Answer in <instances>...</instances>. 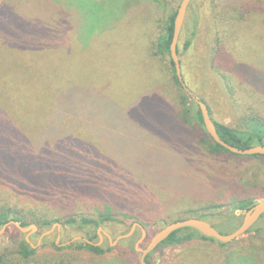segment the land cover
Listing matches in <instances>:
<instances>
[{
    "label": "rangeland",
    "instance_id": "obj_1",
    "mask_svg": "<svg viewBox=\"0 0 264 264\" xmlns=\"http://www.w3.org/2000/svg\"><path fill=\"white\" fill-rule=\"evenodd\" d=\"M3 1L0 0V3ZM32 1L22 2L23 5H29ZM45 1L54 7L58 6L66 14L76 33L77 50L69 56L71 58L66 62L68 68H43L40 69L41 74L49 77L53 85L67 86L65 83L69 85V82H74L77 86H88L96 92L100 91V96H95L91 105L84 107L83 104L80 110L84 112L78 116H0L1 137L13 140L14 123L17 124L16 121L23 117L22 123L31 126L34 131L58 132L62 137L60 141L63 148L77 155L79 173L83 177H91L104 166L118 168L132 161V164H149L156 178L169 170L172 175L175 174L173 178L176 180L188 175L187 178H191L189 181L187 178L182 179L186 184V193H194L192 189L200 188L207 191L208 185H215L219 190L232 178L236 183L248 184L247 188L249 183L260 187L255 201L264 200L261 195V188L264 187V158L225 153L204 154L206 149L198 142L196 133L185 125L190 132L187 135L176 123V117V122H173L175 104L178 114L182 113L176 98L174 103L170 96L179 90L170 81L172 70L169 54L161 52L156 45L167 15L177 9L181 0ZM239 4H243L242 8L250 6L256 9V13L249 14L248 18L260 21V27L253 28L247 36L234 34L236 49L241 47L226 52L232 53L235 62L243 61L261 75L264 74V0H243ZM221 5V0L190 1L184 22L189 21L193 25V31L189 29L192 39L189 46L183 49L186 35L183 33L179 36L178 59L184 84L196 98L206 102L211 117L219 123L235 127L238 121L229 108L227 78H221L210 67L215 52V37L222 34V27L218 23ZM224 73L227 76L228 73L223 71L221 75ZM55 75L61 81L51 79ZM5 102L9 105L6 99L0 98V105L6 107ZM188 107L192 111L196 108L193 105ZM4 124L9 125V129L2 130ZM24 125L22 128H28ZM194 125L199 129L195 122ZM17 126L21 127L19 124ZM98 137L107 138L113 144L102 140L100 146L96 145L93 139ZM101 157L108 160L98 161ZM191 180L197 186H190ZM112 190L117 191V187ZM141 196L148 198L138 200L137 204L141 206L147 203L148 209L150 204L155 205L157 202L164 207L167 199L165 194ZM90 202L94 203L92 200ZM177 202L178 208L170 207L168 214L189 215L188 209L197 207L196 203L188 199ZM25 206L41 210L40 215L56 213L49 205L40 208L31 204ZM126 212L128 210L122 213ZM198 213L199 217H204L218 232L224 234L229 232L231 224L227 222L216 226L219 219L227 214L239 216L242 211H232L228 205L214 212ZM125 221V225L105 222L95 230L94 241L97 246L111 248L105 253L95 254L76 247L77 241H85V230H74L55 223L39 233L33 222L24 228L31 225L34 228L23 232L15 226L16 221L9 220L0 233V252L3 248L13 247L16 240L23 238L36 249L29 264H138L140 254L134 246L140 239L141 228L145 235L139 247L146 245L150 237L165 224L144 227L134 222L130 228L133 224H139L141 228L136 226L131 236L117 240V237L130 230L126 231L129 221ZM252 226L253 229L264 228V214ZM253 229L227 243L231 245L220 246L194 239L176 247H158L152 251L149 261L151 264H264V229L259 236Z\"/></svg>",
    "mask_w": 264,
    "mask_h": 264
},
{
    "label": "trees",
    "instance_id": "obj_2",
    "mask_svg": "<svg viewBox=\"0 0 264 264\" xmlns=\"http://www.w3.org/2000/svg\"><path fill=\"white\" fill-rule=\"evenodd\" d=\"M22 1L4 0L0 3V98L9 102V105L5 102L7 108L0 105L2 113L0 116H78L80 112H84L80 110L83 104L84 107L91 105L92 99L100 96V91L96 92L88 86L87 88L77 86L74 82H69V85L65 83L67 86L53 85L49 77L40 72L43 68L56 69L60 66L68 68L66 62L77 50L76 33L64 11L58 6L49 5L45 0H33L29 5H23ZM221 1L222 9L219 11L218 23L222 27V34L215 37V52L210 67L221 78H227L229 108L238 123L231 127L211 118L218 136L226 143L239 149L264 145V74L260 75L253 66L243 61L235 62L232 53L226 52L236 51L241 47L236 49L234 34L247 36L253 28L260 27V21L248 18L249 14L256 13V9L250 6L242 8L243 4L239 3L243 0ZM175 13L176 10H173L167 15L157 39V48L168 54ZM80 28L84 30L81 26ZM189 29L193 31V25L185 21L180 32V36L183 33L186 35L183 49L189 46L192 39ZM80 48L86 49L87 46ZM176 52L179 56L178 44ZM168 59L172 70L170 81L179 90L170 97L174 103L176 98L179 111L182 113L178 114L175 104L173 122H176L174 121L176 117L179 122L176 123L187 135H190V132L185 125L196 133L198 142L206 149L204 154L235 155L215 143L205 132L198 106L178 81L170 55ZM222 71L228 73L227 76L225 73L221 75ZM51 79L60 80V77L55 75ZM188 104L196 107L195 110L192 111ZM207 108L211 116L208 105ZM22 122L23 117L16 121L21 127L14 123L13 140L0 136V228L9 220L18 222L21 227L34 222L40 233L41 230L58 223L74 230H85V241H77L76 247L102 254L111 248L96 246L94 240L95 230L105 222L125 225L127 219L129 221L127 231L134 222L151 227L187 218L206 220L199 217L198 211L214 212L228 205L232 211H246L256 203L255 196L260 187L253 183H249L250 186L247 188L248 184L236 183L231 178L228 184L219 190L215 185H208V192L200 188L192 189L194 193H186L187 189L184 188L186 184L182 179L189 177L188 175L176 180L173 178L175 174L172 175V171L169 170L156 178L153 176L155 172L146 163L132 164L130 161L122 166L116 165L118 168L104 166L91 177H83L79 173L77 155L63 148L62 137L58 132L34 131L31 126ZM193 122L199 129L195 125L192 126ZM22 125L28 128H22ZM6 129H9V125L4 124L2 130ZM102 140L112 143L104 137L93 139L99 146ZM242 157L264 158V155ZM107 160L101 157L98 161ZM177 181L179 183L175 184ZM191 182L190 186H197L193 180ZM115 186L117 191L112 190ZM153 193L167 195L164 207L160 202L150 204V209L147 203H142L141 206L137 204L138 200L148 198L141 195L150 196ZM227 194L228 196H225ZM261 195L264 198V187L261 188ZM227 197L230 202H227L229 199L226 201ZM161 199L163 200V196ZM187 199L197 205L195 209H188L189 215L167 213L172 206L178 208L177 201ZM91 200L94 203H91ZM29 204L39 208L49 205L55 210L56 216L49 213L40 215L41 210L25 206ZM126 210L128 212L122 213ZM241 218V215L227 214L219 219L216 226L230 223L229 232L224 233L229 234L239 226ZM253 227L245 233L252 232ZM263 229L256 227L253 231L259 236ZM194 239L213 242L220 246L231 245L205 237L193 229L183 228L171 233L158 247H176ZM14 243L13 247L2 249L0 264H29L36 249L23 238ZM130 249L132 250V247ZM151 253L145 257L147 264H151L149 261Z\"/></svg>",
    "mask_w": 264,
    "mask_h": 264
},
{
    "label": "water",
    "instance_id": "obj_3",
    "mask_svg": "<svg viewBox=\"0 0 264 264\" xmlns=\"http://www.w3.org/2000/svg\"><path fill=\"white\" fill-rule=\"evenodd\" d=\"M191 0H181L177 9L176 13L173 19V30H172V37L169 44V55L173 62V66L175 69V75L180 82L182 88L184 91L191 97L192 101L198 106V109L201 114L203 128L205 132L211 137V139L228 150L229 152L236 154V155H242V156H252V155H264V145H257L246 149H239L236 148L225 141H223L217 134V131L215 129L213 120L211 116L209 115L208 108L206 103L201 101L200 99L196 98L192 92L186 87V85L183 82L182 75H181V69H180V63L178 59V55L176 52L178 39L180 36L181 28L184 23L186 10ZM264 214V200L256 202L250 209L246 211H242V219L239 224V226L233 230L229 234H221L218 232L211 223L204 219L200 218H187L183 220H178L175 222H171L158 231H156L148 240L146 245L139 247V244L142 240V238L145 235L144 229L140 227L139 224H133L130 228V230L117 237V240L128 238L132 235L134 229L136 226L141 228V236L140 239L135 243V250L138 251L139 260L138 264H147L145 262V257L155 250L161 242H163L171 233L183 229V228H190L197 232H199L201 235L212 238L220 243H230L233 240L237 239L239 236L243 235L249 228L252 227V225ZM15 226L21 230L26 231L27 229L34 228V225H31L29 228L21 227L18 222H14ZM4 226L0 228V233L4 230ZM107 236V235H106ZM109 238V236H107ZM97 246V244H95Z\"/></svg>",
    "mask_w": 264,
    "mask_h": 264
}]
</instances>
